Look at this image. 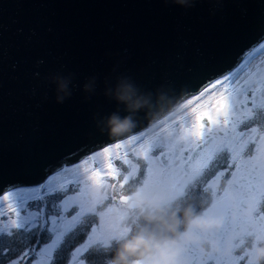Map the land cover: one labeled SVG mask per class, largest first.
I'll return each mask as SVG.
<instances>
[{
	"label": "water",
	"instance_id": "95a60500",
	"mask_svg": "<svg viewBox=\"0 0 264 264\" xmlns=\"http://www.w3.org/2000/svg\"><path fill=\"white\" fill-rule=\"evenodd\" d=\"M263 43L264 0H196L188 10L163 0H0V198L42 187L89 153L165 123ZM68 73L72 96L57 104L55 76ZM120 75L152 103L130 134L113 139L97 121L126 114L104 95L105 79L115 87ZM230 203L225 197L206 212Z\"/></svg>",
	"mask_w": 264,
	"mask_h": 264
},
{
	"label": "flooded vegetation",
	"instance_id": "af4514ba",
	"mask_svg": "<svg viewBox=\"0 0 264 264\" xmlns=\"http://www.w3.org/2000/svg\"><path fill=\"white\" fill-rule=\"evenodd\" d=\"M251 52L250 55L254 53ZM257 56L260 55L257 54L256 58ZM247 57L246 55L245 58ZM253 59L258 60L255 57ZM243 60L227 75L229 79L225 83L214 88L209 86L201 92L203 94L186 101L179 114L181 117L173 122V125H179L176 132L173 129H162L152 137L132 142L127 150H119V158L116 155L110 158L97 157L83 168L78 164L71 166L77 168L75 172L68 170L71 167H65L51 176L43 187H39L41 189L37 187L38 195L21 194L13 202H2L0 264H12V261L19 260L25 252L28 256L20 264H81L85 257L90 264H106L110 254H106L103 248L111 240L110 236L130 234L112 232L114 226L135 229L133 221L137 209L132 205H136L138 197L135 200L131 198L135 197L138 189H142L144 180L149 179L148 168L153 169L151 179L156 181L161 179L159 166L169 162L175 172L170 178L165 174L164 178L177 180L182 185V194L175 201L181 200L193 205L197 211L206 212L223 198L230 197L231 220L235 225L240 219L237 195L233 190L237 181L244 184L250 176L256 178L264 175V56L256 65L245 66L244 72H241L239 70L244 64ZM191 100L193 101L190 102ZM225 103L227 108L222 106ZM218 104L221 105L219 112ZM199 116H204V120L200 121ZM208 116H211L213 122L209 121ZM200 123L204 124L203 129H200ZM252 128L256 131L252 132ZM241 132L244 133L243 137L237 135ZM186 138L192 140L191 145L187 144ZM242 140L245 146L241 150ZM196 145L206 146L199 162L194 155L198 148ZM185 148H190L191 151H185ZM124 152H127L126 157ZM185 157H191V161H185L181 166L180 161ZM109 162L116 169V179L106 174ZM201 163L204 164L203 168L200 167ZM189 164L192 165L191 170L197 173L194 180L183 175V170H188ZM208 169L213 176L205 182L202 176ZM95 172L104 173L102 179L98 181L93 175ZM60 174L63 176L57 180L58 183L49 185L51 179ZM125 178L127 183H124ZM33 189L36 188L30 190ZM23 196L29 197L26 203L22 200ZM68 196L75 199L63 203V199ZM121 196L129 197V203H123ZM65 207L67 211L64 210ZM259 207L264 211V204ZM247 215L253 213L246 211L245 216ZM73 217L76 219L73 220ZM213 217L224 218L223 234L228 226L226 215L222 211ZM53 219L55 224L52 223ZM13 221L21 227H12ZM68 221H72V224L65 231L64 225ZM237 233L242 235L241 231L230 232L228 235ZM57 235H60L59 240L56 239ZM242 238L246 243L231 257L215 254L204 256L199 249L192 248V252L184 258L185 262L228 264L231 258L233 264L237 260L238 264H249V256L244 249L250 247L251 240L255 237L242 235ZM155 253V250L139 245L134 255L139 264H145V257ZM240 257L242 259H238Z\"/></svg>",
	"mask_w": 264,
	"mask_h": 264
},
{
	"label": "clouds",
	"instance_id": "9594fccd",
	"mask_svg": "<svg viewBox=\"0 0 264 264\" xmlns=\"http://www.w3.org/2000/svg\"><path fill=\"white\" fill-rule=\"evenodd\" d=\"M210 2L219 5L224 0ZM163 3H171L188 10L196 5V0H163ZM118 67L113 69V73L117 72ZM74 78L73 73L55 76L58 83L57 104H64L71 98L69 84ZM96 82L97 77L93 76L89 78V83H85L83 90L87 94L86 100L91 99L95 93L93 84ZM105 86V97L123 105L126 114L121 115L119 110L114 111L97 121V127L113 139L130 134L137 127V114L149 108L152 101L140 92L128 76H117L115 87L106 78ZM140 192L138 189L134 196ZM135 206V229L130 227L129 235L117 236L104 244V252L110 254L106 264H139L134 255L139 245H145L155 252L169 247L174 249L171 256L145 257V264H186L184 255L188 248L199 249L204 256L215 254L231 257L246 243L239 233L226 236L222 243L219 237L224 227L223 217H213L208 212L197 211L193 205L185 204L181 200L168 204L163 193L139 195ZM244 252L249 256V264H264V239H252L250 247L245 248Z\"/></svg>",
	"mask_w": 264,
	"mask_h": 264
},
{
	"label": "snow or ice",
	"instance_id": "6c2138e0",
	"mask_svg": "<svg viewBox=\"0 0 264 264\" xmlns=\"http://www.w3.org/2000/svg\"><path fill=\"white\" fill-rule=\"evenodd\" d=\"M224 80L228 79L227 76L223 78ZM218 83H222V80L217 81ZM209 87V85H205V88ZM210 87H216V83H212ZM203 94V93H201ZM224 108H227L228 105L225 103L222 105ZM221 110V105L218 104L217 111L219 112ZM204 116H199L198 119L200 121L204 120ZM208 119L210 122L212 121L211 116H208ZM200 129L204 128V124L200 123L199 124ZM252 132H255L256 129L252 128ZM201 134V133H197ZM238 136L243 137L244 133H237ZM137 139L136 135H133L132 137L125 139L124 141L120 143H116L114 147H103L101 149H97L94 153H89L87 157L82 158L80 162H78V166L80 168L85 167L86 165L89 164L90 160H96L97 157H104V156H109V158L113 155H116L117 158H119L118 152L122 148H126L128 145L132 144L133 141ZM187 139V138H186ZM187 144L191 145L192 140L187 139ZM245 146V142L242 140L240 143V149L242 150ZM196 147H200V145H196ZM114 149L116 151H114ZM185 151H191L190 148H185ZM125 157L127 156V152H124ZM197 162L201 160L200 153H197ZM146 160L148 159L147 155L144 157ZM185 161H191V157H185L184 160L180 161V165L182 166ZM200 167L203 168L204 164L201 163ZM192 165L189 164V169L188 170H183V175L185 177H191L193 180L195 179L197 173L195 171L191 170ZM229 168H231V165L229 164ZM72 172L77 171L76 167H71L68 169ZM238 170V169H237ZM175 172V169L172 167V163L169 162L167 165L161 164L159 166V174L161 176V179L153 181L151 179V176L153 174V169L151 167L148 168V173H149V179H145L143 182V187L141 189V192L137 194V196L131 198L132 200H135L139 195L145 194V193H163L166 198H167V203L171 204L175 202V200L178 198L179 195L182 194V185L179 181L177 180H171V179H165V174L168 175L170 178L171 175ZM107 175L111 176L112 179H116V169L113 167L112 163L109 162L108 164V172L106 173ZM223 175V173H221ZM94 177L99 181L102 179V176L104 173L101 172H95L93 173ZM235 179V177H234ZM127 178H125L124 183H127ZM121 187H123V184H121ZM234 192L237 195V207L240 209V219L239 221L233 225L232 220H231V205L226 204L225 208L222 210L223 213L227 217V228L224 230V233L220 235V240L222 243L225 240V237L228 236V233L230 232H238L241 231L243 237H255L256 239H264V211L260 210V205L264 204V175H261L260 177H249L247 182L244 184H241L239 181H237L236 186L234 187ZM67 191V189H65ZM29 197L23 196L22 200L23 202H27V199ZM3 199H7V197H4ZM75 199L72 196L67 197V200H73ZM129 197L127 196H121V200L123 203L128 204L129 203ZM67 202V201H66ZM247 205V207H246ZM135 207V204L133 203L132 205ZM67 211V207L64 209ZM250 210L253 215H247L245 216V212ZM63 220L64 217H61ZM76 217H73V220H75ZM52 223L55 224L56 221L55 219L52 220ZM72 221H68L64 225L65 231L71 227ZM12 227L15 228H20L21 225L17 223L16 221L12 222ZM128 228H117L114 226L112 229V232H120V233H126L128 232ZM62 234V233H61ZM122 236V235H121ZM117 237L116 235H111L110 238H115ZM60 235H57L56 239L59 240ZM55 246V242L53 243V247ZM192 248H188V250L185 253V257L192 252ZM174 253V249L169 247L165 249H158L155 253V256L159 258L160 256H171ZM28 256V253L25 252L23 255L20 257L19 260H14L12 261V264H20V261H24ZM211 258V257H210ZM242 259V257L238 258ZM81 264H90V261H87V258L85 257L84 259L81 260ZM228 264H233V261L231 258L229 259ZM235 264H238V260L235 262Z\"/></svg>",
	"mask_w": 264,
	"mask_h": 264
},
{
	"label": "rangeland",
	"instance_id": "374dc122",
	"mask_svg": "<svg viewBox=\"0 0 264 264\" xmlns=\"http://www.w3.org/2000/svg\"><path fill=\"white\" fill-rule=\"evenodd\" d=\"M262 45V46H261ZM259 47H261V48H259V49H257L253 54H249V56L247 57V58H245V60L243 61V66L241 67V69L239 70V71H241V72H244V67L246 66V67H253L254 65H256L257 64V61L258 60H260V59H262L263 58V56H264V43L263 44H261ZM259 51H262L263 53H259ZM260 55V56H257V58H256V55ZM253 57H255V59H258V60H256V61H254V59H253ZM246 64V65H245ZM229 79V78H228ZM228 79H226V80H222L223 82L222 83H225ZM222 83H220V84H222ZM219 84V85H220ZM218 85V86H219ZM197 99V98H196ZM193 100H195V99H193ZM193 100H191L190 102H192ZM185 105H186V102L175 112V114L168 120V121H166L165 123H163V124H161V125H159V126H157V127H154V128H152V129H150V130H148V131H146V132H143V133H140V134H137L136 136H137V139L135 140V142H137V141H140V140H142V139H144V138H149V137H152V136H154V134L155 133H158L159 131H161L162 129H167V130H169V129H173V132H176V128L179 126V125H173V122L174 121H176V120H178L181 116H179V114L183 111V109H184V107H185ZM134 142V141H133ZM129 146V145H128ZM128 149V147H126L124 150H127ZM62 176L63 175H57V176H55V177H53L52 179H51V183H49V185H56L58 182H57V180H59L60 178H62ZM43 187V186H42ZM39 188V187H38ZM38 188H36V189H33V190H30V189H19V190H14V191H11L10 193H8L6 196H4V197H7V199H0V204L2 203V202H5V203H7V202H13L14 201V199L17 197V196H19V195H21V194H24V195H26V196H36V195H38L39 194V192H38ZM39 189H41V188H39ZM8 206H10V205H8ZM1 224V223H0Z\"/></svg>",
	"mask_w": 264,
	"mask_h": 264
},
{
	"label": "trees",
	"instance_id": "16d2710c",
	"mask_svg": "<svg viewBox=\"0 0 264 264\" xmlns=\"http://www.w3.org/2000/svg\"><path fill=\"white\" fill-rule=\"evenodd\" d=\"M213 176V173L208 170H206L202 176V179L205 181V182H208L210 180V178Z\"/></svg>",
	"mask_w": 264,
	"mask_h": 264
},
{
	"label": "bare ground",
	"instance_id": "6f19581e",
	"mask_svg": "<svg viewBox=\"0 0 264 264\" xmlns=\"http://www.w3.org/2000/svg\"><path fill=\"white\" fill-rule=\"evenodd\" d=\"M258 48H256L255 50H257ZM255 50H253L251 53H253ZM250 53L247 54V56H249Z\"/></svg>",
	"mask_w": 264,
	"mask_h": 264
}]
</instances>
